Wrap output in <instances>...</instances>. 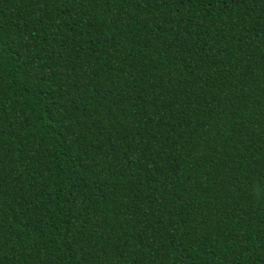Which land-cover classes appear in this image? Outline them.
<instances>
[{"label": "trees", "instance_id": "trees-1", "mask_svg": "<svg viewBox=\"0 0 264 264\" xmlns=\"http://www.w3.org/2000/svg\"><path fill=\"white\" fill-rule=\"evenodd\" d=\"M0 264H264V0H0Z\"/></svg>", "mask_w": 264, "mask_h": 264}]
</instances>
